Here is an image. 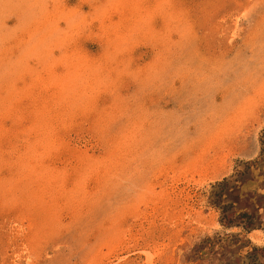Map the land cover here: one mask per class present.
<instances>
[{"label": "rangeland", "instance_id": "rangeland-1", "mask_svg": "<svg viewBox=\"0 0 264 264\" xmlns=\"http://www.w3.org/2000/svg\"><path fill=\"white\" fill-rule=\"evenodd\" d=\"M253 259L264 0H0V264Z\"/></svg>", "mask_w": 264, "mask_h": 264}, {"label": "trees", "instance_id": "trees-1", "mask_svg": "<svg viewBox=\"0 0 264 264\" xmlns=\"http://www.w3.org/2000/svg\"><path fill=\"white\" fill-rule=\"evenodd\" d=\"M245 214H241V216H244ZM245 225H247V222H246V224ZM250 264H256L255 263V260L253 259V260H250Z\"/></svg>", "mask_w": 264, "mask_h": 264}, {"label": "bare ground", "instance_id": "bare-ground-1", "mask_svg": "<svg viewBox=\"0 0 264 264\" xmlns=\"http://www.w3.org/2000/svg\"><path fill=\"white\" fill-rule=\"evenodd\" d=\"M29 15V14H28Z\"/></svg>", "mask_w": 264, "mask_h": 264}]
</instances>
